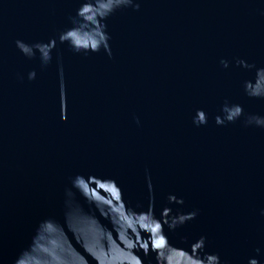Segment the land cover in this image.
<instances>
[{"label":"water","instance_id":"95a60500","mask_svg":"<svg viewBox=\"0 0 264 264\" xmlns=\"http://www.w3.org/2000/svg\"><path fill=\"white\" fill-rule=\"evenodd\" d=\"M258 119L264 0H0V264H264Z\"/></svg>","mask_w":264,"mask_h":264},{"label":"clouds","instance_id":"9594fccd","mask_svg":"<svg viewBox=\"0 0 264 264\" xmlns=\"http://www.w3.org/2000/svg\"><path fill=\"white\" fill-rule=\"evenodd\" d=\"M138 7V5H137ZM107 39H108V36H107ZM104 48L107 49L108 48V45H107V42L105 43L104 45ZM26 50V49H25ZM96 51H99V49H96V48H93L92 52H96ZM87 52V51H86ZM221 64L226 68L228 67V62L227 61H224V60H221ZM28 78L31 80V79H34L35 78V72L32 71V72H29L28 73ZM61 96H63V91L61 92ZM241 106L239 104L236 105V112L237 113H240L241 112ZM222 111L224 112V108H222ZM252 119V118H251ZM225 120L231 122V121H234V119H232L231 117H221V116H217L215 118V122L217 125H221L225 122ZM253 120V119H252ZM251 122V120L249 121ZM193 123L196 124L197 126H200V125H204L207 123V116L205 114V112L203 110H200L198 109L197 112H196V115L195 117L193 118ZM255 124L258 125V126H264V120H256L255 121ZM140 215H146L144 213H141ZM196 216V212H188L184 217H181L180 219V224H183L184 223V220L187 219V220H191V219H194ZM173 227H176L178 225L176 224H173L172 225ZM156 227L159 228V222L157 221L156 223ZM161 242H164L166 243V241L164 240H161L159 243ZM158 244L154 246L153 250H155L156 247H158ZM193 245H199L202 247V249L204 248L205 246V238L202 236L200 237L198 240H196L194 243H192ZM144 248H145V255L148 254V249H147V245H144ZM260 250L257 249V252H259ZM205 256H207L209 259H214L215 260V264H221V261H220V257L219 255L217 254H206ZM135 264H140V260L139 258L136 259L135 261ZM250 264H255V261L254 260H251L250 261Z\"/></svg>","mask_w":264,"mask_h":264}]
</instances>
